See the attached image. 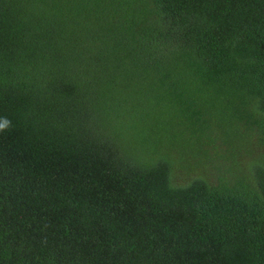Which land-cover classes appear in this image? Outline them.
I'll use <instances>...</instances> for the list:
<instances>
[{
  "label": "trees",
  "instance_id": "trees-1",
  "mask_svg": "<svg viewBox=\"0 0 264 264\" xmlns=\"http://www.w3.org/2000/svg\"><path fill=\"white\" fill-rule=\"evenodd\" d=\"M5 118L0 264H264V0H0Z\"/></svg>",
  "mask_w": 264,
  "mask_h": 264
},
{
  "label": "clouds",
  "instance_id": "clouds-1",
  "mask_svg": "<svg viewBox=\"0 0 264 264\" xmlns=\"http://www.w3.org/2000/svg\"><path fill=\"white\" fill-rule=\"evenodd\" d=\"M9 126L10 121L5 118L2 122H0V131L6 130Z\"/></svg>",
  "mask_w": 264,
  "mask_h": 264
},
{
  "label": "rangeland",
  "instance_id": "rangeland-1",
  "mask_svg": "<svg viewBox=\"0 0 264 264\" xmlns=\"http://www.w3.org/2000/svg\"><path fill=\"white\" fill-rule=\"evenodd\" d=\"M220 111V110H219Z\"/></svg>",
  "mask_w": 264,
  "mask_h": 264
}]
</instances>
